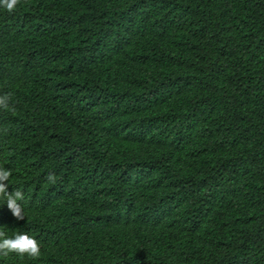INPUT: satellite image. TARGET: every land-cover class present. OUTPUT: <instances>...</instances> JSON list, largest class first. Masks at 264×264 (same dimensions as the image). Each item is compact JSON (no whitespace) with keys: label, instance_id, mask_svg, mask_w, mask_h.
Returning a JSON list of instances; mask_svg holds the SVG:
<instances>
[{"label":"trees","instance_id":"1","mask_svg":"<svg viewBox=\"0 0 264 264\" xmlns=\"http://www.w3.org/2000/svg\"><path fill=\"white\" fill-rule=\"evenodd\" d=\"M6 93L0 264H264V0L0 7Z\"/></svg>","mask_w":264,"mask_h":264},{"label":"clouds","instance_id":"2","mask_svg":"<svg viewBox=\"0 0 264 264\" xmlns=\"http://www.w3.org/2000/svg\"><path fill=\"white\" fill-rule=\"evenodd\" d=\"M19 4L20 0H0V7L5 8L9 13L16 10ZM11 98V93L0 95V109H9ZM11 175V169L0 166V199L6 201L7 207L15 219L23 220L26 215L22 205L18 201L24 200V194L19 189H15L11 193L8 191V182ZM46 180L55 184V173H47ZM12 253L21 258L27 256L32 259H39L42 255L41 245L26 232L18 233L14 237H7L4 231H0V256L7 257Z\"/></svg>","mask_w":264,"mask_h":264}]
</instances>
